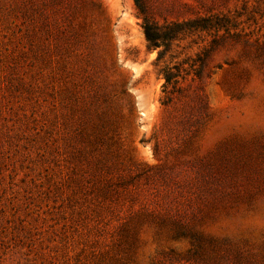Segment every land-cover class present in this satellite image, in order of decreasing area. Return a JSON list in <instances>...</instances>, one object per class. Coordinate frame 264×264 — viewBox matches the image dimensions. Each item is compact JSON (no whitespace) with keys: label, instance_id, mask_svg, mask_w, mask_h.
<instances>
[{"label":"rangeland","instance_id":"374dc122","mask_svg":"<svg viewBox=\"0 0 264 264\" xmlns=\"http://www.w3.org/2000/svg\"><path fill=\"white\" fill-rule=\"evenodd\" d=\"M0 264H264V0H0Z\"/></svg>","mask_w":264,"mask_h":264},{"label":"trees","instance_id":"16d2710c","mask_svg":"<svg viewBox=\"0 0 264 264\" xmlns=\"http://www.w3.org/2000/svg\"><path fill=\"white\" fill-rule=\"evenodd\" d=\"M137 4L141 10L142 8L139 2H137ZM143 29L145 37L150 45L156 48L164 47V54L169 53L173 45L177 43V46H179L178 43L185 41L191 36L197 35L200 38L202 34H210V32L213 31L216 37L219 36L222 30H224L226 34H230V28L224 25V20L213 16L194 20L167 22L163 26L144 18ZM217 45H219V37L214 38L210 46L200 47L199 52L195 54L194 58L190 56L182 63H176L173 66L166 67L163 70L166 87L172 86V93L176 92L181 94L183 90L179 87L180 79L185 80V76H189L193 73L197 79L202 80L205 76L208 65L207 62L214 51L213 47ZM185 65H188V67L184 68Z\"/></svg>","mask_w":264,"mask_h":264}]
</instances>
